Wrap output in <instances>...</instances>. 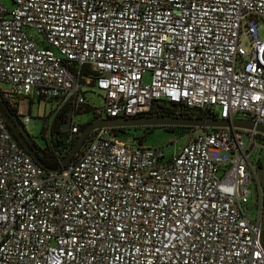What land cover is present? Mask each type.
Segmentation results:
<instances>
[{
  "label": "built area",
  "instance_id": "2783aa9c",
  "mask_svg": "<svg viewBox=\"0 0 264 264\" xmlns=\"http://www.w3.org/2000/svg\"><path fill=\"white\" fill-rule=\"evenodd\" d=\"M8 2L0 0V98L16 105L23 128L29 115L18 103L43 100L51 117L67 106L65 141L76 137L87 87L103 97L90 105L92 120L164 103L264 126V0ZM190 130L164 158L95 128L51 171L0 118V264H264L259 186L257 216L247 200L248 156L264 134Z\"/></svg>",
  "mask_w": 264,
  "mask_h": 264
},
{
  "label": "rangeland",
  "instance_id": "374dc122",
  "mask_svg": "<svg viewBox=\"0 0 264 264\" xmlns=\"http://www.w3.org/2000/svg\"><path fill=\"white\" fill-rule=\"evenodd\" d=\"M6 5H9L8 0H3ZM257 35L260 39H264V21L257 24ZM241 47L246 51L248 49V39L246 36H241L239 38ZM264 56V55H263ZM144 81L146 79L144 78ZM4 86L3 84L1 85ZM84 95L85 103L92 105L94 107H101L103 105L102 93L94 88L87 87ZM51 105L49 102L43 100L32 99L28 102L23 99L18 103V108L20 111H28V122L24 127L25 133L33 140V142L39 146L43 147L46 142V137L44 138L43 128L48 124L50 116L48 112L50 111ZM48 115V116H47ZM77 120L81 123L84 121L91 120V114L86 112L76 116ZM196 129V128H194ZM190 131H186L182 127H171V126H138V127H125L124 130L114 132L116 136L123 139L127 144H131L136 139L141 138L142 145L151 148H161L163 157L167 158L174 154L178 148L187 140L190 135ZM264 135H260L256 139V142L261 143L264 140ZM82 144V143H81ZM248 162L251 164V169L249 170V181H248V194L247 200L248 205H252L249 211V216H257V205H255L257 198L252 195L257 186L260 187L261 193V206L264 201V146H255L249 153ZM263 208V207H262ZM260 219H261V242L264 243V211L260 208Z\"/></svg>",
  "mask_w": 264,
  "mask_h": 264
},
{
  "label": "water",
  "instance_id": "95a60500",
  "mask_svg": "<svg viewBox=\"0 0 264 264\" xmlns=\"http://www.w3.org/2000/svg\"><path fill=\"white\" fill-rule=\"evenodd\" d=\"M0 118L4 124L9 128L11 135L14 137L16 142L23 148V150L32 158V160L39 166L46 170L57 171L63 165H65L72 155L76 152L78 147L84 141L85 137L95 128L108 127H138V126H182V127H193V128H211V127H223L233 126L237 128L254 129L259 133L264 134V126L254 124L252 121L247 119H218V118H203V117H175V116H159V115H140L137 117L129 118H101L93 119L86 123L82 130L73 140L65 154L59 159L57 166L53 169L46 168L36 157L32 147L29 145L24 137L23 132L12 120V118L5 112L4 108L0 103ZM68 127V119L62 126L65 131Z\"/></svg>",
  "mask_w": 264,
  "mask_h": 264
},
{
  "label": "trees",
  "instance_id": "16d2710c",
  "mask_svg": "<svg viewBox=\"0 0 264 264\" xmlns=\"http://www.w3.org/2000/svg\"><path fill=\"white\" fill-rule=\"evenodd\" d=\"M0 103L2 107L4 108L5 112L12 118V120L16 123V125L20 128V130L23 132L25 139L29 143V145L32 147L36 157L39 159V161L49 169H53L57 166L59 159L65 154L69 146L72 144L73 140L75 139V136L70 139L68 142H66V131L62 129L63 124L67 120V114H68V108L67 106H63L58 110V112L51 117L52 115V107H50V111L48 112V115L50 116L48 124H46L43 128V137H46V142L43 147L37 146L33 140L25 133L24 128L21 126L19 122L20 114H18L16 105L12 106L7 104L5 101H3L0 98ZM51 104V103H49ZM52 109V110H51ZM90 113L92 116V107L88 103H83L79 105L75 110L74 114L80 115L83 113ZM148 115H159V116H175V117H202L205 116V113L199 109H179L177 113H175V106L172 104H164V103H154L151 108L149 109ZM47 115V116H48ZM91 118V120H92ZM90 121V120H89ZM84 121L83 123L77 122L78 126V133L82 130V128L86 125L87 122ZM6 126V125H5ZM49 126V131L47 134H45L46 127ZM171 127H182V126H171ZM186 131L193 129V127H182ZM6 129L9 131V128L6 126ZM125 127H116L111 128V130L114 132H118L121 130H124ZM10 133V131H9ZM116 134V133H115ZM11 135V133H10ZM11 137L14 139V137L11 135ZM89 135H87L82 142V144L78 147L76 152L72 155L71 158H73L79 151L81 146L84 144V142L88 139ZM15 140V139H14ZM138 144L142 143L141 138L136 139ZM16 141V140H15ZM263 207V208H262ZM261 210L264 211V201L261 206ZM262 235V232H261ZM261 235H260V241H261ZM262 246L264 247V243H262Z\"/></svg>",
  "mask_w": 264,
  "mask_h": 264
},
{
  "label": "flooded vegetation",
  "instance_id": "af4514ba",
  "mask_svg": "<svg viewBox=\"0 0 264 264\" xmlns=\"http://www.w3.org/2000/svg\"><path fill=\"white\" fill-rule=\"evenodd\" d=\"M64 124H65V123H64ZM64 124H63V125H64Z\"/></svg>",
  "mask_w": 264,
  "mask_h": 264
}]
</instances>
